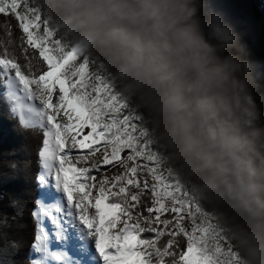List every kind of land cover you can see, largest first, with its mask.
Wrapping results in <instances>:
<instances>
[{"label": "snow or ice", "instance_id": "snow-or-ice-1", "mask_svg": "<svg viewBox=\"0 0 264 264\" xmlns=\"http://www.w3.org/2000/svg\"><path fill=\"white\" fill-rule=\"evenodd\" d=\"M9 10L23 33L25 63L15 52H0L4 97L22 130L42 133L27 264H165V257L168 264H238L237 254L164 164L141 113L110 75L58 36L37 0H0V14L7 17ZM3 27L11 35L10 21ZM96 145L103 147L99 160ZM73 149L90 151L77 155L74 163ZM89 157L90 167H77ZM114 163L124 171L95 182L92 173ZM146 191L151 193L147 200ZM5 227L8 218L0 217V229ZM142 233H154L155 240L139 239ZM165 235L169 238L161 246L158 241Z\"/></svg>", "mask_w": 264, "mask_h": 264}, {"label": "clouds", "instance_id": "clouds-1", "mask_svg": "<svg viewBox=\"0 0 264 264\" xmlns=\"http://www.w3.org/2000/svg\"><path fill=\"white\" fill-rule=\"evenodd\" d=\"M37 4L139 110L164 164L238 264H264V113L231 25L203 0Z\"/></svg>", "mask_w": 264, "mask_h": 264}, {"label": "trees", "instance_id": "trees-1", "mask_svg": "<svg viewBox=\"0 0 264 264\" xmlns=\"http://www.w3.org/2000/svg\"><path fill=\"white\" fill-rule=\"evenodd\" d=\"M211 9L220 13L225 22L231 25L238 35L239 43L244 48V58L249 60L253 67L257 87L254 95L264 113V0H203ZM12 25L11 35L3 27L5 22ZM42 31V27H41ZM22 31L19 22L11 15L0 14V52L7 49L15 52L18 61L23 65L24 57L21 54ZM27 47V45H24ZM38 52L28 49V55ZM35 63V61H34ZM43 64V61H40ZM25 71H27L25 69ZM5 85L0 80V217H7L9 227L0 229V264H27L29 246L32 240L34 224L30 215L33 201L37 198L35 176L38 171L37 153L42 146V133L39 135L30 130H22L18 117L10 111V105L5 100ZM58 95V92L54 94ZM127 155V150L122 157ZM18 167L13 169L11 165ZM151 193L146 191L143 199H148ZM150 203V200H149ZM141 212L147 215L141 207ZM171 219V214H164ZM15 217V219H12ZM163 228V226H160ZM190 230L191 225L187 226ZM165 231H170L165 229ZM139 238L155 240L154 233H142ZM169 237L160 238L159 245H164ZM180 247L186 250V240L183 236L177 237ZM170 258L165 257V264Z\"/></svg>", "mask_w": 264, "mask_h": 264}, {"label": "rangeland", "instance_id": "rangeland-1", "mask_svg": "<svg viewBox=\"0 0 264 264\" xmlns=\"http://www.w3.org/2000/svg\"><path fill=\"white\" fill-rule=\"evenodd\" d=\"M32 87L35 88V86H32ZM5 92H6V87H5ZM57 92H58V90H57ZM37 104H39V101H37ZM87 131H89V130L86 129L84 131V133H82V136L86 135ZM80 138H82V137H80ZM80 138H78V139H80ZM95 147H100L101 148V151L96 153V157H95L96 159L99 160V159L102 158V155H103V147H102V145H96ZM89 151H90L89 149H73L72 152H71L72 161L75 163V157L77 155H88ZM91 160H92V157H89V162L88 163L77 164V167H90ZM123 171H124V169L120 168L118 164L114 163V165L105 166V169L102 172H100V173L93 172L92 174L95 175V177H96V181L95 182L98 183L99 180L103 178V176H107L109 178V180H111L112 176L119 175ZM144 171L146 172V169ZM140 178H141V180L144 179L143 176H141ZM147 180H148L149 185H151L153 183V181L151 180V177H147ZM133 191H136V190L133 189ZM188 225H189V223H187V226ZM167 230H169V229H167ZM139 239H141V238H139ZM139 247L143 248L144 246H139Z\"/></svg>", "mask_w": 264, "mask_h": 264}, {"label": "bare ground", "instance_id": "bare-ground-1", "mask_svg": "<svg viewBox=\"0 0 264 264\" xmlns=\"http://www.w3.org/2000/svg\"><path fill=\"white\" fill-rule=\"evenodd\" d=\"M94 211V210H93Z\"/></svg>", "mask_w": 264, "mask_h": 264}]
</instances>
